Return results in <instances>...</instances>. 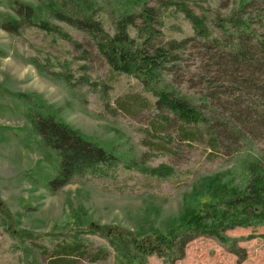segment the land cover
<instances>
[{
	"label": "rangeland",
	"instance_id": "rangeland-1",
	"mask_svg": "<svg viewBox=\"0 0 264 264\" xmlns=\"http://www.w3.org/2000/svg\"><path fill=\"white\" fill-rule=\"evenodd\" d=\"M18 1L37 8L41 14H38L39 17L47 18L48 12H42L46 7L39 5L37 0ZM91 1L98 9L96 18L110 35L115 32L114 23L118 16L112 14L113 10L117 14L137 16L145 4L157 6L156 0H118L119 4L114 0ZM185 1L189 2L187 4L197 15H204L214 34L219 35L221 33L214 25L217 18L228 20L249 0ZM11 2L0 0V14L12 13ZM74 2L80 1L61 0L57 5L73 10ZM258 6L254 4L246 10L253 12L254 7ZM53 7L56 8L55 5ZM161 19L160 44L194 36L185 16L174 8L164 9ZM47 21L53 24L50 19ZM57 25L62 32L72 35L74 40L87 47L86 50L90 52L87 61L71 62L69 59H77L79 54L57 34L26 29L22 36L11 37L0 29V52L4 54L0 55V220L5 222L0 224V264H31L30 250L36 252L34 248L38 246L46 249L40 258L37 252L40 264H63L54 263L53 245L57 242H75L77 232L79 241L87 240L109 249L113 254L109 239L112 231H128L141 237L147 235L151 228L163 229L175 223L195 206L193 178L240 175L249 154L264 153V119L257 121L256 115L249 117L251 107L234 94L237 89L235 84L241 82H236L239 75H223V68L210 59L214 49L202 48L197 43L200 41L195 45L187 43L185 50L179 53L180 68H176L172 76L164 77L163 81L168 83L171 80L179 98H192L199 112L209 119L210 126L214 127L211 134L218 139L216 149L212 150L207 145L206 135L194 142L181 140L178 136L179 123L169 113L162 112L157 117L150 107L141 106L142 99L150 102L154 99L133 77L111 75L83 36L62 24ZM130 34L134 36L135 31ZM19 56L56 57L53 66L56 73L63 72L59 62H71L69 68L72 73L75 71V77L82 75L77 69L79 64L86 68L88 66V75L99 82V86L103 82L110 87L105 98L111 110L107 111L100 97V88L95 92L72 93L62 83L51 82L38 74L33 65L26 64ZM246 74L251 76L248 71ZM207 78L213 82L210 90L205 88ZM30 93L41 96L52 108L51 115L79 135L107 150L111 145L119 144L117 156L120 162L111 168L110 178L89 179L87 184L67 185L56 193L41 185L15 180V175L21 172L34 171L38 163L43 173L57 175L56 156L43 147L40 138L31 132L21 115L24 106L20 95ZM206 93L213 96V107L209 100L206 102L200 98ZM241 94L244 95L243 91ZM256 96L258 100L262 98L259 94ZM117 100L123 103V110L119 109ZM215 111L221 115L223 124L217 121V116L214 117ZM233 111L236 112L234 118L230 115ZM14 132L27 135L29 146L34 150L21 147ZM142 154L146 157H142ZM129 155L135 156L134 159H144V168L168 166L175 170V174L167 179L149 178L143 175L137 164L133 163V168L128 169ZM2 208L7 212L4 213ZM74 217L80 218L76 225ZM18 230L30 233L32 242L28 239L20 241L15 235ZM224 234L230 244L223 245L210 237H197L187 244L184 256L172 264H264L263 227L234 228ZM229 245L237 251H233ZM111 254L109 264H113ZM76 264L86 262L80 260ZM139 264L170 262L162 257L148 256Z\"/></svg>",
	"mask_w": 264,
	"mask_h": 264
},
{
	"label": "trees",
	"instance_id": "trees-1",
	"mask_svg": "<svg viewBox=\"0 0 264 264\" xmlns=\"http://www.w3.org/2000/svg\"><path fill=\"white\" fill-rule=\"evenodd\" d=\"M12 1L10 5L12 13L0 14L2 31L11 37L22 36L26 29L57 34L62 41L70 43L78 52L77 59H69L73 63H76V60L87 61L90 52L82 43L74 40L72 35L62 32L57 24L79 33L88 45L94 48L111 75L123 74L133 77L142 89L153 97L152 102L142 99L141 106L150 107L157 117H160L159 113L167 112L179 123L178 136L183 141H198L206 135L209 148L215 150L218 145L216 135L211 134L214 127L210 126L209 119L199 112L192 98H179L171 85V80L168 83L163 82L164 77L172 76L174 70L180 68L179 53L185 50L187 43L195 45L200 41L201 43H197L202 48L214 49L211 55L213 57L210 59L223 68V75H239L236 82L239 80L241 82L235 84L237 89L234 94L236 93V98H243L246 105L251 107L252 113L249 117L254 118L256 115L257 121L259 118L264 119V0H249L228 20L217 18L218 21L214 25L221 33L219 35L214 34L207 18L204 15H197L187 4L189 2L184 0L178 2L156 0L157 6L145 4L137 16L117 14V11L113 10L112 14L118 15L113 35L105 31L96 18L95 13L98 9L91 0H77L80 2L73 3V10L59 7L57 4L61 0H37L39 5L46 7L42 12H48L47 18L53 24L44 16L39 17L41 14L37 8L18 0ZM114 1L119 4L118 0ZM254 4L259 6L254 7L255 11L247 12L246 9ZM167 8H174L185 16L194 33L192 38L172 40L166 44L158 42L162 37V11ZM131 31H135L134 36H131ZM0 55L3 56V52H0ZM19 57L26 64L33 65L38 74L51 82L62 83L72 93L95 92L100 88V97L104 100L107 111L111 110L105 98L110 87L103 82L99 86V82L88 75V66L86 68L79 64L77 69L82 75L75 77V71L72 73L69 68L71 62H59L63 72L56 73L53 71L56 57ZM247 71L251 74L250 77L246 74ZM204 82L206 89L213 88L210 78ZM241 90L244 95H240ZM256 94L262 98L258 100ZM200 98L206 102L209 100L211 106H214L211 94L206 93ZM20 99L24 106L21 112L23 119L29 124L31 132L40 138L43 147L56 156L58 166L57 175L49 176L43 173L38 163L34 171L21 172L15 175V180L34 186L41 185L56 193L67 185L87 184L89 179L111 177V168L120 162L117 156L119 144L111 145L107 150L79 135L54 117V114L52 116V108L38 94H21ZM116 103H119V109H124L121 100H117ZM235 113L233 111L230 115L234 118ZM215 116L219 118L217 121L220 120L223 124L218 111H215ZM164 120L169 121L168 118ZM225 130L226 128L223 132ZM13 135L21 147L29 151L34 150L29 146L27 135L19 132H14ZM129 157L128 169L133 168V163L137 164L143 175L149 178L167 179L175 174V170L168 166L144 168V159H134L135 156L130 155ZM142 157H146L145 154H142ZM209 178L201 176L193 178L192 196L195 206L182 214L175 223L168 224L163 229L151 228L147 235L141 237L128 231L114 230L109 234L113 254L109 249L87 240L79 241L80 236L77 237L79 234L77 232L74 236L75 242H57L53 245L54 263L76 264L83 260L86 264H109L111 254L113 264H139L148 256L162 257L172 264L184 256L187 244L197 237H210L223 245H228L229 238L224 234L227 230L241 227L264 228V153L249 154L240 175L229 177L218 175ZM2 210L4 213L7 212L4 208ZM79 219L74 217L75 225ZM0 221V224H5L4 220ZM9 225L16 226L13 223ZM15 235L22 242L26 239L32 242L33 236L26 231L18 230ZM30 245L36 247L32 243ZM231 249L237 251L235 247ZM34 251L36 252L30 250L31 264H40L37 261V252L40 258L46 249L38 246Z\"/></svg>",
	"mask_w": 264,
	"mask_h": 264
}]
</instances>
